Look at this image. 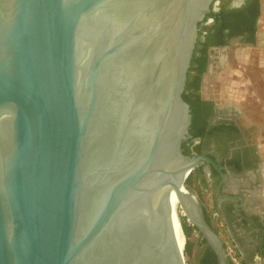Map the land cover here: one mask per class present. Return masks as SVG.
<instances>
[{
  "label": "water",
  "instance_id": "obj_1",
  "mask_svg": "<svg viewBox=\"0 0 264 264\" xmlns=\"http://www.w3.org/2000/svg\"><path fill=\"white\" fill-rule=\"evenodd\" d=\"M214 1L0 0V264H186L176 197L229 264L182 148Z\"/></svg>",
  "mask_w": 264,
  "mask_h": 264
},
{
  "label": "flooded vegetation",
  "instance_id": "obj_2",
  "mask_svg": "<svg viewBox=\"0 0 264 264\" xmlns=\"http://www.w3.org/2000/svg\"><path fill=\"white\" fill-rule=\"evenodd\" d=\"M263 31V0L258 4L253 0H215L199 23L190 86L183 92L193 103L190 136L182 143L183 151L210 157L225 173L223 177L207 159L193 170L199 186L212 190L214 213L228 228L237 223L242 229L234 244L247 263L256 254L264 258V154L244 115L231 103L206 97L203 85L214 51L223 52V46L233 41L239 45L235 54L245 47L262 50L256 45ZM217 39L225 43L212 42ZM223 58L216 61L218 67Z\"/></svg>",
  "mask_w": 264,
  "mask_h": 264
},
{
  "label": "rangeland",
  "instance_id": "obj_3",
  "mask_svg": "<svg viewBox=\"0 0 264 264\" xmlns=\"http://www.w3.org/2000/svg\"><path fill=\"white\" fill-rule=\"evenodd\" d=\"M237 46L239 45L233 41L223 47V52L214 51L212 53L214 62L210 72L204 78L203 93L206 97L213 98L218 102H228L234 105L244 115L250 130L254 129L253 137L264 154V50H256L251 47L242 48L249 57L239 60L235 57ZM222 57L225 61H222L218 67L216 61ZM187 181L202 199L204 212L211 216L213 225L218 229L226 244V249L227 247L234 248L240 262L241 255L234 242L229 238L228 226L222 222L220 217L218 218L219 215L213 213L212 190H204L199 186L194 171ZM178 212L180 216L183 215L180 206ZM202 241L203 236L194 230L191 234V254H184L186 264H199V259L205 249V244ZM248 263L264 264V258H253Z\"/></svg>",
  "mask_w": 264,
  "mask_h": 264
},
{
  "label": "trees",
  "instance_id": "obj_4",
  "mask_svg": "<svg viewBox=\"0 0 264 264\" xmlns=\"http://www.w3.org/2000/svg\"><path fill=\"white\" fill-rule=\"evenodd\" d=\"M253 2L258 4V0H253ZM257 8H258V5H256V9ZM212 42L219 43V44L225 43V41L223 39L212 40ZM191 63H192V60H191ZM191 71H192V67L190 66L189 71H188V76L190 75ZM189 86L190 85L188 83V77H187V82H186L185 89L189 88ZM183 97L190 104L191 109H192L193 108L192 101L190 99L186 98V95L184 93H183ZM192 111H193V109H192ZM191 173L188 175V178L190 177ZM186 183L189 185L188 181ZM189 186H191V185H189ZM205 216H206L207 221L218 231V229L212 223L211 216L207 215L206 213H205ZM180 221L182 222L181 223L182 224V228H183L184 234L186 236V242H185V246H184V248H185L184 249V254L189 255V254H191V243H192L191 242V234H192V232L194 230H196V227L188 222V220H187L185 215H181L180 216ZM202 242L205 244V249H204L203 253L201 254V257L199 259V264H218L217 256H216L214 250L206 243L205 238H203ZM239 254H240V252H239ZM228 261H229V264H236L230 258H228ZM240 264H247V262L241 257Z\"/></svg>",
  "mask_w": 264,
  "mask_h": 264
},
{
  "label": "crops",
  "instance_id": "obj_5",
  "mask_svg": "<svg viewBox=\"0 0 264 264\" xmlns=\"http://www.w3.org/2000/svg\"><path fill=\"white\" fill-rule=\"evenodd\" d=\"M263 20H264V0H263ZM264 32V31H263ZM263 35V36H262ZM263 44H264V33H262L260 35V39H259V42L256 46H258L260 49L264 50V47H263ZM235 56L239 59V60H242L243 58L246 59V57L248 58L249 56L246 55L244 53V51L242 50H239ZM263 201H264V198H263ZM264 205V204H263ZM213 213H214V209H213ZM220 217V219L222 220V222L226 225L225 221L223 220V218L221 216H218V218ZM227 226V225H226ZM242 234V229L240 228V226L236 223L233 227H230L229 228V238L230 240H232V242L236 243V239L239 238ZM260 256L258 254L255 255L254 259L255 258H259ZM252 259H250L251 261ZM249 264V263H247Z\"/></svg>",
  "mask_w": 264,
  "mask_h": 264
},
{
  "label": "bare ground",
  "instance_id": "obj_6",
  "mask_svg": "<svg viewBox=\"0 0 264 264\" xmlns=\"http://www.w3.org/2000/svg\"><path fill=\"white\" fill-rule=\"evenodd\" d=\"M174 207H175L176 219H177V222H178L180 231H181L182 236H183V246H182V248L185 249L184 246H185V242H186V236H185L184 231H183V228H182V224H181L182 222L180 221V216H179V212H178L179 201H178V198L177 197L175 198V201H174Z\"/></svg>",
  "mask_w": 264,
  "mask_h": 264
},
{
  "label": "built area",
  "instance_id": "obj_7",
  "mask_svg": "<svg viewBox=\"0 0 264 264\" xmlns=\"http://www.w3.org/2000/svg\"><path fill=\"white\" fill-rule=\"evenodd\" d=\"M226 251H227V255H228V257H229L233 262H235L236 264H240V262L238 261V258H237V253H236V251H235L234 248L227 247Z\"/></svg>",
  "mask_w": 264,
  "mask_h": 264
}]
</instances>
